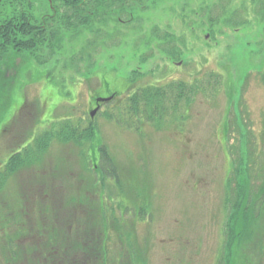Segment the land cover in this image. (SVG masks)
Wrapping results in <instances>:
<instances>
[{
  "label": "rangeland",
  "instance_id": "obj_1",
  "mask_svg": "<svg viewBox=\"0 0 264 264\" xmlns=\"http://www.w3.org/2000/svg\"><path fill=\"white\" fill-rule=\"evenodd\" d=\"M48 1L31 9L58 33L54 54L0 64V228L21 203L37 217L41 184L63 186L67 208L84 186L108 222L97 264H264V0H128L106 27L97 10L98 34L85 9L64 29ZM143 90L165 95L158 117L154 102L148 118L128 114ZM112 94L91 120L94 99ZM62 120L93 137L65 143ZM101 148L117 177L104 176Z\"/></svg>",
  "mask_w": 264,
  "mask_h": 264
},
{
  "label": "trees",
  "instance_id": "obj_2",
  "mask_svg": "<svg viewBox=\"0 0 264 264\" xmlns=\"http://www.w3.org/2000/svg\"><path fill=\"white\" fill-rule=\"evenodd\" d=\"M57 2H60L63 8L56 9L54 18L57 19L58 23L59 21L62 22L64 29L71 30L70 28L76 27L78 21H81L76 13L81 9H85L87 15L83 24L91 28L92 34H98L103 31V27L102 30L99 28L94 29L93 24L96 20L93 21L94 23H90L93 18L96 19L97 10L105 9L104 16L99 18V21L100 24L106 27L111 22V17L115 18L111 15L113 4L120 8L128 0H53V3ZM7 6H9V12L5 14ZM261 17L264 20V15ZM45 22L43 20L38 23L35 20L31 9V0H0V64L1 60H14L16 58L15 55H10L9 52L17 55H27L40 65L47 63L46 55L52 56L54 54L53 51L57 50L55 44L58 33H54L56 36H53V33L48 35V27ZM87 30L89 29L87 28ZM76 37L75 34L74 38ZM74 38L71 39L74 40ZM71 39H69L70 42L72 41ZM43 56L45 57L43 58ZM75 58H77L76 55H74ZM87 58L90 59L91 56L87 55ZM164 97L165 95L162 92L158 95H152L144 90L137 92L132 98H129L128 94L127 100L129 99L130 104H128L127 112L128 114L129 112L132 114L133 112L136 114L141 112L148 118V114L145 112L148 109L147 107L154 102L153 108L156 109H150L152 112L149 115L152 118L158 117L161 111L155 103L157 99ZM95 107H98L97 103ZM91 120L93 119L91 118ZM59 123L62 124L59 137L65 139V143L73 142L76 144L78 140H88L93 137L92 127L80 131L68 121L63 122L62 120ZM98 157L100 158H97L100 160V165L105 170L104 176L106 178L117 177L113 160L104 148H101ZM21 164L22 162L20 161L13 165L17 167ZM10 167L12 166H7L9 173L13 172ZM94 183L95 186L96 182ZM47 186L49 187L47 183L39 186L45 196L38 197V205L33 206V212L37 213L36 218L34 215H30L29 208L27 207L26 209L24 203H21L12 211L16 214L15 218L10 217L12 212L7 213L5 219L1 218L0 242L4 243L9 249L10 261L8 263L97 264L102 258L101 251H104L106 246H108L107 229L105 228L108 222L106 218H103L102 215L100 217L99 213H97L94 192L82 186L77 192L78 196L74 198L76 200L73 201V205L67 208L65 201L58 199L59 197L62 198L63 186L53 183L51 190ZM46 195H49V197L53 196V198H49ZM28 197L29 199L26 200H30L31 195H28ZM138 211H136V215H142V212ZM127 212H125L126 215H128ZM72 216H76V218H72ZM94 216H99L97 219L100 222L97 221L96 227H91L90 222ZM105 223L106 225H104ZM12 227L16 231L14 236L10 233ZM103 228H105L104 232L101 231ZM1 230H4V235H1ZM27 240L30 242H27ZM72 246H80L81 249L71 254ZM78 256L83 258L77 259L76 257ZM247 264H250V262Z\"/></svg>",
  "mask_w": 264,
  "mask_h": 264
},
{
  "label": "water",
  "instance_id": "obj_3",
  "mask_svg": "<svg viewBox=\"0 0 264 264\" xmlns=\"http://www.w3.org/2000/svg\"><path fill=\"white\" fill-rule=\"evenodd\" d=\"M111 100H112V98H107V99H99V100H97V101H98V103H100V102L104 103V102H109V101H111ZM97 111H98V109L94 110V111L91 113V118H94V117H95Z\"/></svg>",
  "mask_w": 264,
  "mask_h": 264
},
{
  "label": "flooded vegetation",
  "instance_id": "obj_4",
  "mask_svg": "<svg viewBox=\"0 0 264 264\" xmlns=\"http://www.w3.org/2000/svg\"><path fill=\"white\" fill-rule=\"evenodd\" d=\"M52 2H53V0H49V3H52ZM51 6H52V5H51ZM127 10L130 11V12L132 13L131 10H133V6H130ZM94 105H95V103H94Z\"/></svg>",
  "mask_w": 264,
  "mask_h": 264
}]
</instances>
